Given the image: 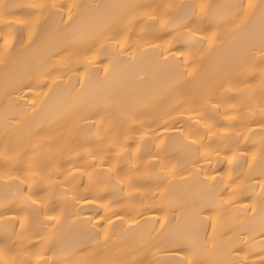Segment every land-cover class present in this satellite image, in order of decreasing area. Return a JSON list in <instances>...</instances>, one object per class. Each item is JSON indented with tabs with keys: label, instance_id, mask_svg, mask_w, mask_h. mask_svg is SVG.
<instances>
[{
	"label": "bare ground",
	"instance_id": "1",
	"mask_svg": "<svg viewBox=\"0 0 264 264\" xmlns=\"http://www.w3.org/2000/svg\"><path fill=\"white\" fill-rule=\"evenodd\" d=\"M4 2L17 7L12 10L13 16L0 14V31L11 32L16 38L14 55L20 56L28 54L29 37L36 45L45 40L55 45L63 39L59 29L64 27L67 16L62 22L56 15L59 9H38L36 5L82 6L79 10L73 9L74 14L77 11L89 14L94 11L91 6L96 4H170L172 8L162 16L164 24L154 25L143 15L152 12V8L138 9L140 15L137 18L130 17L125 21L128 30L132 31L131 53H116L124 60L115 67L111 87L90 86L80 93L77 75L83 79L82 64L75 72H68L61 63L50 66L51 75L41 76L38 83L47 85L55 79L61 88L75 85L76 89L67 98L57 97L53 85V99L46 101L43 110L38 103L35 113L28 106L34 94L27 88L23 92L18 90L11 66L6 67L0 59V247L6 235L15 233L23 247L35 244L38 248L50 249V264H70L76 259L92 264H128L132 261L153 264L169 258L170 253L165 249L169 246L166 237L170 232L199 230L200 236L208 242L210 258L226 256L231 237L235 242L233 246L245 247L249 259H256L252 253L260 251L264 237L260 235V188L252 186L261 180L264 167L259 157L264 148V133L258 124L251 123L261 118L256 108L260 95L255 84L252 90L247 88L239 57L254 38L258 42L259 19L253 18L252 24L244 27L243 15H229L224 8L202 12L195 7V14L201 17L203 27L208 30L201 35L216 33L217 39L211 47L190 41L180 27L193 14L194 6L247 5L248 0ZM260 2L252 0L254 4ZM213 14L216 19L207 23L208 15ZM5 21H9L11 27H6ZM169 33L177 37L171 47ZM107 42V37L101 41ZM186 50L193 52L196 63L190 61L188 67L195 71L185 78L176 94L171 89L177 80L178 62L172 60L170 54ZM161 53L169 57L167 62ZM107 62L106 57H100L96 66ZM69 76L72 77L71 85ZM47 90V87H38L36 93ZM217 104L219 109L215 107ZM177 107L178 110L173 111ZM250 108L257 114L249 112ZM129 111L136 113L135 122L125 120L124 115ZM233 116L237 119H230ZM40 128L43 131L38 133ZM208 128L215 135L208 134ZM196 139H201L205 145L199 151L189 147ZM6 149L15 157V162L24 167L29 160L48 163L52 179L44 184L35 182L34 191L37 187L58 191L49 185L62 184L69 191L61 200L70 201L72 195L78 194L87 197L89 203L80 200L75 208L67 203L64 218L56 223L48 222L52 213L32 214L25 208L24 197L28 195L25 186L14 182L18 173L13 172L11 178L5 174L11 167L4 163ZM254 153L257 154L255 162L251 159ZM206 156L210 160L205 159ZM157 159L159 165H156ZM137 166L139 173L135 171ZM109 168L112 173L108 172ZM197 170L203 174L195 176ZM69 173L83 178L65 183ZM110 175L113 176L111 182L108 180ZM128 176L134 177L135 186L129 185ZM23 179L21 175L20 180ZM120 179L126 182L117 186L115 181ZM225 185L231 187L225 188ZM232 188L236 189L235 193ZM93 200L96 202L91 203ZM102 204L108 206L107 212ZM209 204H214V211L207 210ZM249 206H254L256 212L245 211ZM197 210L203 217L212 216L217 229L215 233L211 227L206 231L200 229ZM100 216H110L112 221L111 224L101 221L97 225V231L101 228L107 231V240L103 232L94 238L85 223L90 217L95 222ZM165 218L167 227L161 230L164 235H159L154 225L158 229L156 221ZM20 221L24 222L23 229ZM242 237L247 242L245 245L240 244ZM85 245L89 247L90 255L76 252L77 247Z\"/></svg>",
	"mask_w": 264,
	"mask_h": 264
},
{
	"label": "snow or ice",
	"instance_id": "2",
	"mask_svg": "<svg viewBox=\"0 0 264 264\" xmlns=\"http://www.w3.org/2000/svg\"><path fill=\"white\" fill-rule=\"evenodd\" d=\"M16 5L5 3L4 0H0V14L3 17L13 16L12 11ZM38 9H59L56 15L60 17L63 22L64 17L67 16V22L64 23V27L59 29L63 34V39L58 43L53 45L50 40H45L39 45H36L34 41L28 44V54L25 56H20L16 53V38L12 36L11 32L0 31V59L4 60L5 66H11L12 77L15 84H17L18 90L23 92L25 88L28 89L29 93H33V98L31 103L28 105L33 113L37 111V104L41 106L43 110L46 101H51L53 99L54 88L56 86L57 97L67 98L72 95L75 91L76 86L71 85L72 77H68L69 88H61L57 84L56 80L53 79L47 85L38 83L41 76H50L51 72L48 70L50 66L56 63H61L68 72H75L76 67L83 65V79L81 80L79 74L77 75V84L79 86L80 93H82L86 87L95 86L99 89H105L111 87L113 84V73L115 67L122 63L124 57H117L116 53L122 52L126 55L131 53V45L129 41L132 36V31L128 30L129 18H137L140 14L137 12L138 9L152 8V12H145L143 15L148 16L152 23L164 24L166 23L162 16L167 15V10L172 8L170 4H157V5H142V4H96L91 6L94 8L89 14H84L77 11L76 14L73 13V9L79 10L82 6L76 4L69 5H36ZM195 7H199L202 12L208 9L209 12L215 8H224L227 10L229 15L244 16L242 21L244 27H249L252 24L253 18L259 19L258 28V42L255 38L253 42L245 48V50L240 54L239 60L241 67L244 69V74L246 76V86L249 90L253 89L255 84L258 88L260 95V102L256 106L258 114L260 115L259 120H252L251 123L258 124L260 130L264 133V0H261L259 4L252 3V0H248L247 5L244 4H228V5H199L194 6L193 14L185 19L180 27H182L188 34L189 40L194 41L199 45L208 44L209 47L213 45L217 39L216 33L213 32L211 35L201 33H207V29L203 27L201 22V17L195 14ZM163 10V12H161ZM207 15V13H206ZM216 19L215 15H208L207 23L211 24ZM6 27H11L9 21H5ZM175 31V29L173 30ZM114 33V35H109ZM172 39L169 41V47L173 41L177 40V37L169 33ZM107 37L108 42L101 43L102 40ZM158 47V45H157ZM55 50H52V49ZM111 51V54H110ZM164 56L163 53H161ZM171 59L177 61V80L172 86L171 91L179 94L180 86L184 82L185 78L192 76L195 69L189 70V62L195 64L196 61L193 58V52L191 50L180 51L175 54H170ZM100 57H106L107 64L100 65L97 67V62ZM135 59V57H132ZM168 56H164V61L167 62ZM102 74V75H101ZM47 87V92L36 93V88ZM80 93H77L79 95ZM43 96L44 99H40ZM186 102V101H185ZM182 106V105H180ZM71 107V102L69 104ZM179 107V106H178ZM174 108L173 111L178 110ZM216 109H219V104H217ZM253 115H256V111L249 109ZM127 121H136V113L134 111H129L124 115ZM232 120H236L237 117H230ZM19 123V119L16 121ZM95 127V123L92 125ZM167 130V126H165ZM43 129H38V133L42 132ZM132 131V129H129ZM227 131V130H226ZM177 132L179 130L177 129ZM207 133L215 135L211 128L207 129ZM190 148H196L199 151L200 148H204L205 145L202 143L201 139L192 140L189 143ZM51 151V149H49ZM139 152V148L136 149ZM9 150L6 149L4 156L5 165H11L10 168L6 169L7 175L12 176L13 172L18 173L14 182L19 186L23 183L25 190L28 195L24 197L25 208L30 210L32 214L40 215L44 213H52L48 217V222L56 223L62 220L66 214L67 208L64 206L67 203H71L73 208L80 203V200H84L85 203H89L87 197L72 195L70 201L61 200V197H67L68 189L63 188V185H49L51 188H56L58 191H49L48 188L37 187L33 190V184L39 182V184H44L52 179L50 172L48 171V163L42 160H29L27 167L20 165L15 162V157L8 154ZM261 164L264 165V148L261 149L259 153ZM209 159L210 157H205ZM252 161L255 162L257 159V154H253L251 157ZM159 159L156 160V165H159ZM155 166V165H154ZM58 171V170H57ZM79 172V169H77ZM112 169L109 168L108 172L112 173ZM136 173H139L140 168L137 166L135 169ZM203 173L201 171H196L195 176H201ZM23 175V181L20 180V176ZM70 177V178H69ZM82 179V176H73L71 173L68 177H65L64 182L71 184L76 179ZM91 180V176H89ZM133 176L127 177V182L130 186H135L133 184ZM215 179V178H213ZM255 180V177H252ZM108 180L111 182L113 176H109ZM125 179H120L115 181L117 186L123 185ZM206 183V181H202ZM223 183V181H221ZM260 188V213L262 216V224L260 228V235L264 237V167L261 170V180L252 187ZM231 185H225V188H230ZM122 190V189H121ZM236 189L232 188V193H235ZM41 193H46L42 196ZM36 197V199H33ZM100 199H103L102 197ZM60 200V203L56 201ZM51 202V203H50ZM93 200L91 203H95ZM108 210V206L105 204L101 205ZM207 210L212 212L215 210L214 204H209ZM79 211V209H78ZM245 211L256 212L254 206H249ZM197 215H199L198 225L200 229L205 230L207 227H211L213 233L216 232V224L213 221L211 215L208 217H203L200 215V210H197ZM27 219V216L25 217ZM101 221L107 224H111L110 216H100L98 220L93 221V218H88L85 223L89 225V230L94 234V238H98L100 233H104L105 240L108 239V233L105 229L101 228L97 231V225ZM10 222V221H9ZM123 223V220H121ZM148 221H146L147 223ZM133 224L138 226V222L133 220ZM158 229L154 225V230L158 232L159 235H164V232L168 224L167 219L163 221L157 220ZM20 228H24V222L20 221ZM227 235V233H225ZM13 236H16L13 233ZM13 236L5 237L3 246L0 247V264H50L48 256L51 254V250L48 248H38V245L32 244L28 247L21 246L19 237L13 238ZM168 247L165 251L170 253L169 258L159 260L158 262H153V264H264V240L260 242V251L253 252L252 254L256 257L254 260L249 259V252L245 250V247H235L234 241L229 237V247L227 248V255L224 257L210 258L209 257V247L206 239L202 238L199 234V230L194 232H182L179 230L170 232L167 237ZM43 243V241H41ZM247 242L243 239L240 240L241 245H245ZM215 248V244L212 245ZM30 249H38L36 251H31ZM76 252L82 255H90L89 247L87 245L77 247ZM181 253L184 255L181 256ZM25 257L21 259L20 257ZM70 264H92L91 261L76 259L70 262ZM128 264H137V262L132 261Z\"/></svg>",
	"mask_w": 264,
	"mask_h": 264
}]
</instances>
